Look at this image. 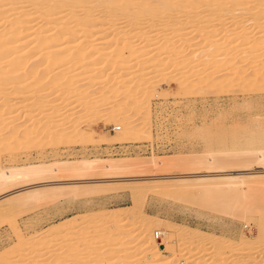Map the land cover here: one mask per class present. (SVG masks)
Masks as SVG:
<instances>
[{
	"label": "bare ground",
	"instance_id": "1",
	"mask_svg": "<svg viewBox=\"0 0 264 264\" xmlns=\"http://www.w3.org/2000/svg\"><path fill=\"white\" fill-rule=\"evenodd\" d=\"M253 3L247 7L243 0L236 3L232 0H0L1 151L3 154L5 151L10 155L15 154L18 148L14 149L12 143L20 141L22 135L26 136L29 128L36 130L37 117L46 120L38 129L39 135L52 132V137L58 142L81 136L92 143L93 134L89 124L87 130L79 127L86 123V118L89 121L95 117L94 112H105V121L124 125L122 132L111 138H100L97 141L99 144H138L142 139L129 113L134 104L136 109L148 107L152 96H149L148 90L155 89L156 78L162 77L164 71L169 69L181 72L169 77L178 83V94L181 96L205 93L216 85L223 87L230 83L259 85L264 79V62L258 61L264 55V18L256 16L255 12L264 11V0ZM232 13L236 15V21L224 23V16ZM245 23L256 26L250 31L243 25ZM233 27L234 30L231 29ZM31 55L37 63L34 69L27 68V58ZM139 59H143V62L136 63ZM248 66H254V70L242 76ZM118 68L120 78L117 79ZM132 73L137 76L129 78ZM219 73L225 75L220 76ZM42 83L54 92L50 97L45 94L47 100L39 106L37 94ZM263 88L264 84L259 90ZM154 91V96H162V93ZM166 94L168 92L163 95ZM54 95L65 96L62 103L66 102V106L63 109L57 108L60 103L55 97L52 98ZM120 95L123 97L111 104V108H104L109 100ZM133 101L136 103L133 104ZM76 103L82 106L78 111L85 112L82 117H75L79 113L76 111L78 108L73 107ZM30 106L34 108L30 117L21 113ZM66 123L70 126L65 127ZM263 158L261 155L257 162L264 165ZM239 159L235 157L222 161L213 155L207 160L195 156H152L148 161L100 159L37 166L33 162V165L23 162L22 166L10 163L12 166L7 167L0 157V211L4 213L47 202L56 187L113 182L152 170L161 174L160 180H175L169 185L154 183V189L191 191L192 196L214 195L211 199H222L219 206L216 205L221 209L229 203L226 198L231 196L238 207L236 210L232 208V211H238L247 223L254 220L259 230L257 238L251 240L242 232L235 244L230 239L224 241L197 233L186 226L178 228L162 220L148 219L146 222V216L141 212L137 214L141 221L136 218L142 223L140 234L133 240H126L120 231L125 223V213L113 212L107 215L109 217L102 221L100 227H87L78 232L79 241L74 240V244L70 243V236L73 235L64 234L61 240H53L55 244L53 241L52 244H40L38 256L34 258H30L31 247L24 248L17 258L14 257L16 260L13 264H67L70 261H74L73 264H230L229 260L233 261L232 264H264V206L247 201V194L233 193L246 181L264 179V171L253 170L245 177V171L250 170H239L245 172L242 174L226 171L183 172L192 166L215 164L220 165L216 168L219 169L233 163L236 165V162L240 163ZM96 175H101L100 181H92V176ZM144 187H131L135 199L141 196ZM60 194L64 195L62 192ZM211 199H205L204 204ZM161 225H165L169 233H164L161 244H158L154 229ZM20 236L19 248L27 241L25 235ZM86 237H95L100 243H105L106 250L97 252L99 241L80 242ZM174 242L187 250H199L198 256L182 263L184 253L179 252L181 256H176ZM116 245L121 247L118 249ZM164 245V250L172 253L170 258L163 256ZM139 249L143 252L136 259ZM208 250L214 253L210 260L204 258L209 253L203 254ZM8 252H0V264H7L10 258L13 260ZM113 253L116 256H112ZM239 255L243 256L242 263Z\"/></svg>",
	"mask_w": 264,
	"mask_h": 264
},
{
	"label": "rangeland",
	"instance_id": "2",
	"mask_svg": "<svg viewBox=\"0 0 264 264\" xmlns=\"http://www.w3.org/2000/svg\"><path fill=\"white\" fill-rule=\"evenodd\" d=\"M232 1L236 3L241 0ZM256 1L258 0H243L247 7L254 4L253 2ZM249 13L251 14L252 12ZM255 14L256 16L264 18L263 10L260 11V13L255 12ZM222 20L224 23L230 21L235 22L236 15L234 13L228 14L224 16ZM235 24H237V22ZM243 25H245L246 29H250V31H253L256 26L254 23H249L247 25L245 23ZM236 28L237 27H235V29ZM231 29L234 30V27ZM215 34L218 35L217 33ZM33 57L34 56L31 55L27 58V68L34 69V66L37 64ZM258 59V61L264 62V55ZM137 61L143 62V59L136 60L135 62L137 63ZM135 62H133L134 65ZM244 64L246 65V62ZM248 67L247 70L245 69L246 71L242 76H245L254 70V66ZM119 68L115 78H120ZM221 73H219L220 76L225 75V73ZM177 74H181V72H173L172 69H169L164 71L162 77L158 76L156 78L155 89L148 90V93L150 94L149 96L152 94L148 107L136 109V105L134 104L136 101H133V110L130 111V115H128L133 117L135 124L138 126L137 130L142 139L138 144L117 145L110 142L107 144H99L97 141L100 138L114 137V135L122 132L124 129V125L121 122L110 123L105 121L107 117L104 115L105 112H100L98 114L94 112L95 117H92L89 121L88 118H86V123H88L86 124L84 122L81 127H79L80 129L87 130L89 124V129H91V133L93 134L92 143L87 142V139H84L81 136L72 140L66 139L60 141V143L52 137V132L39 135L38 129L43 126L46 120L42 119V117H37L35 121V123H37V126L35 127L36 130H34L33 127L29 128V132H26L25 134L26 136L28 135L27 137L22 135L23 137H20V141L16 142V144L12 143L14 149L15 147L16 149L18 148L15 154L10 155V152L8 151H5L6 153L3 154L0 149V157H2L4 166H22L23 162L28 163L27 165L34 164L37 166L39 164L53 165L56 164V162L62 163L100 159H121L129 161H131V159L135 161L139 159H141L139 161H144L146 159V161H148L147 159L152 156H155L156 158L195 156L207 160L213 155L222 161H228L235 157H240V163L236 162V165L233 163L234 165L222 166L223 168L219 169L216 168L220 167V165L216 164L214 166H192L183 170V172H236L234 174H242L246 172L243 177L247 176L248 173L253 170L263 172L264 165L259 164L257 159L261 155L264 156V88L259 90L264 84V79L259 85L248 86L246 83V85L240 86L237 85V83H230L223 87L216 85L205 93H194L189 94L188 96H181L178 94V83L170 79ZM219 74L217 75L219 76ZM135 76L137 75L132 73L129 78H135ZM26 77H28V74ZM97 82L99 81H95V83ZM40 86L41 89L37 94L39 106L47 100L45 94L50 97V94L54 92L52 91L53 89L43 85V83ZM154 90L160 92V94L162 93V96H154ZM166 92H168V94H166V96L163 95ZM120 96L116 99L109 100V103L107 102L108 104L106 103L104 108L108 107L109 109V107L112 106L111 104L117 102V100H120L119 98L123 97L122 95ZM54 97L58 100L57 102L60 103L57 108L63 109V107L66 106V102L62 103L65 96L63 95L59 97L58 95H54L52 98ZM73 107L78 108L76 111L79 109L81 111L82 106L76 103ZM33 110L34 108L30 106L21 110V113L30 117ZM63 111L65 110H62V112ZM80 111H78L79 113L75 117H82L83 114L85 115V112L80 113ZM86 119L83 120L85 121ZM90 121H93V123ZM24 124L28 126V124ZM64 126L68 127L70 125L66 123ZM120 128L122 129L119 131L116 130ZM33 131L34 133H32ZM28 133L32 134L29 135ZM16 162L19 164L17 165ZM241 163L246 164L241 165ZM218 164L221 163L219 162ZM245 169L250 171H239ZM149 172L135 174L131 178H125L118 181L115 180L113 182L110 181L107 183H86L56 187L52 190V198L47 202H40L36 205L30 206V208H17L12 213H4L3 210V212L0 211V252L9 251L8 253L11 254L10 257H13V260L10 258L7 264H13L14 260H16L14 257H18L19 251L24 248L31 247L30 258H34L38 256L37 248L40 244L51 243L54 239L61 240L67 234L73 235L70 236L71 242L69 241L72 245L74 244V240L77 239V241H79V238H77L78 232H82L87 227H93L94 229L100 227V224L103 223L102 221H104L106 217H109L107 215H110L113 212L117 214L125 213V215L123 214V218H126L124 219L125 223H123L124 225L120 228V231L124 234L123 236L126 240H133L136 238V235L138 236L140 234L139 229L142 223H139L138 220L140 219L137 216L141 212L145 214L146 222H148V219L149 221L162 220L161 222L173 224L178 228L186 226L197 233L201 232L204 235L206 234L214 238H221V240L224 241L230 239L233 240V243L235 244L238 243L239 236L242 232L248 237V240H251V238H257L259 230L256 222L251 220L247 223L238 214V211H232V208L235 209L237 206L231 199V196H227L228 198L226 199H229V203H227L225 199L227 204L225 203L226 205H224L222 203L225 208L221 209V207H216V205L219 206L218 204L222 199H211L214 195L192 196L190 195L191 191H181L180 189H177L170 192L163 188L154 189V183L155 185L156 183L157 185H169L175 182V180H160L162 178L160 173L158 175L157 172H153L152 170ZM176 172H180V170H177ZM97 176L98 175L95 177L92 176V181H100L101 175H99L100 178ZM136 185H145V187L140 192V198L137 196L138 198L135 199V196L133 197L132 195L134 191H132L131 187ZM60 192L64 193V195H61ZM233 193L247 194V196L249 195L247 201H251L252 203L257 204V206L263 207L264 179L258 178L246 181ZM205 199H211V201L208 204H204ZM91 218L92 220H90ZM75 219H80V221H82L77 222ZM84 219L87 222L90 221L87 223ZM64 225L65 227L63 228L62 226ZM156 227L154 233H162L160 234L161 238H156L158 244H161L162 239L164 238V233L168 234L169 231L165 225L163 227L161 225L158 229ZM54 229L56 230L53 231ZM48 231L52 234H48ZM20 235H25L27 241L23 243L24 245H20L19 248L18 237H21ZM62 235L64 236L62 237ZM86 238H82L80 242L84 243L93 241L92 243H97L99 241V245L97 244L98 247L95 245V247L99 249H97V252L101 253L106 250L105 243H100V240L95 237ZM89 238L92 239L90 240ZM68 239L70 238L68 237ZM115 243L118 244L120 241ZM174 245L177 250L176 256H181L179 252L184 253L182 263L188 261V258L198 256L197 254L199 250H187L186 247L178 245L177 242H174ZM68 246H70V244ZM99 246L102 247L99 248ZM178 246L180 247L179 250ZM118 247L120 248L121 246L116 245V248ZM141 247L144 249L145 246L142 245ZM57 248L58 247L55 249ZM164 248L165 245L162 246V250H164ZM142 249H139L140 251L137 250L138 254H136L135 258L141 256L140 254L143 252ZM210 252L213 253L211 250ZM207 253H209V250L204 251L203 254L207 255ZM211 253L208 254L209 257L207 255L204 258L210 260L211 256L214 257V253L213 255H210ZM113 254L114 255L112 256H116L115 253ZM185 255H187V257H185ZM163 256H165V259L170 258L172 253L164 250ZM242 257L243 256L240 257V262L241 259H243ZM185 258H187V260ZM73 262L74 261H70L67 262V264H73ZM228 262L232 264L233 261L229 260ZM119 264L123 263L120 262Z\"/></svg>",
	"mask_w": 264,
	"mask_h": 264
},
{
	"label": "built area",
	"instance_id": "3",
	"mask_svg": "<svg viewBox=\"0 0 264 264\" xmlns=\"http://www.w3.org/2000/svg\"><path fill=\"white\" fill-rule=\"evenodd\" d=\"M156 238L157 239L161 238L159 233L156 234Z\"/></svg>",
	"mask_w": 264,
	"mask_h": 264
}]
</instances>
